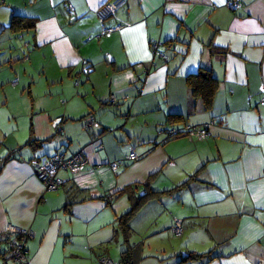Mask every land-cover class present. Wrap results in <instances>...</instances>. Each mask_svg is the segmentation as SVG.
Returning <instances> with one entry per match:
<instances>
[{"label":"crops","instance_id":"0c3cea01","mask_svg":"<svg viewBox=\"0 0 264 264\" xmlns=\"http://www.w3.org/2000/svg\"><path fill=\"white\" fill-rule=\"evenodd\" d=\"M107 1L0 0V35L29 40L0 59V251L12 223L34 231L29 264H121L132 246L135 264H264V0H126L105 22L124 27L103 34ZM14 15L34 27L14 33ZM201 68L218 79L210 109L186 82ZM205 124L206 138L164 141L171 127ZM77 152L83 168L60 170L48 191L33 159ZM179 185L147 198L125 241L118 217L132 202L118 191ZM211 249L212 260L181 263Z\"/></svg>","mask_w":264,"mask_h":264},{"label":"built area","instance_id":"2783aa9c","mask_svg":"<svg viewBox=\"0 0 264 264\" xmlns=\"http://www.w3.org/2000/svg\"><path fill=\"white\" fill-rule=\"evenodd\" d=\"M125 3L126 0H108L97 9L96 13L101 23L103 34H109L111 32L119 31L124 27L123 23H119L111 28H107L105 22L111 17L116 18L118 10L123 5H125ZM228 4L231 8L236 9L240 3L229 1ZM154 46L155 48H158L159 44H155ZM262 99L264 101V87L262 89ZM95 120V115L91 114L86 117L85 123L86 125L90 126L95 123ZM179 132L180 130L173 127L169 130L168 135L172 136L178 134ZM188 134L189 136L203 139L210 134L209 125H205L200 128L188 127ZM129 158L136 159L137 154L133 151L130 153ZM85 163L86 159L82 153H77L68 158L63 154L56 153L50 156H42L33 159L35 173L43 182L48 191H56L63 185V179L58 176V172L60 170H67L70 173H77L81 168H83ZM111 168L116 171L119 168V163H112ZM183 222L184 221L182 218L176 217L174 219V223L171 227L174 234L181 235V233L183 232ZM5 232L7 244L9 246V253H7L8 255L4 262L12 260L14 264H25V262L27 261V242L29 239L34 237V231L30 228H25L9 223L6 226ZM100 263L112 264V261L107 257H102L100 258Z\"/></svg>","mask_w":264,"mask_h":264},{"label":"trees","instance_id":"16d2710c","mask_svg":"<svg viewBox=\"0 0 264 264\" xmlns=\"http://www.w3.org/2000/svg\"><path fill=\"white\" fill-rule=\"evenodd\" d=\"M34 25H35V23H34V21L32 19L24 17V16H21V15H14L12 17V19H11L9 28L14 33H19V32L25 31L27 29L33 28ZM153 48H154V51L156 53H159L158 48H155V47H153ZM163 59L166 60V55L163 56ZM85 72H88V70L85 71ZM186 82L189 85V87L192 88L194 95L196 97L201 98V100L203 101L205 107L207 109H210L212 107V105H213V102H214V99H215V95H216V92H217V89H218V79H217V77H215L213 72H211V70H208V69H205V68H201L197 73L189 75L186 78ZM112 99L114 100L113 96H112ZM172 116H173V118H172L173 121L174 120H180L182 118L180 115H172ZM95 119H96V117H95ZM95 123H96V120H95ZM94 124H92V125H94ZM92 125H90V126L86 125V126L87 127H91ZM205 125H209V124H205ZM205 125H203V126H205ZM203 126H200V127H203ZM200 127H189V128H200ZM171 128H173V127H171ZM171 128L167 129V132H166L167 133V137L164 139V141H167L168 139H171V138H174V137H177V136H182V135L189 136L188 127H186L185 129H178L177 128L178 130H180V132L178 134L169 136L168 133H169V130ZM190 137H192V136H190ZM42 143L43 142H41V144ZM28 144L36 145L37 142H36V140L31 139L28 142ZM101 146L103 147V145L100 144L99 148H102ZM77 153H82V152H77ZM77 153H75V154H77ZM59 154H63V153H59ZM75 154H73V155H75ZM63 155L66 156L65 154H63ZM73 155L66 156V157L67 158L68 157H72ZM129 155L126 158L127 160H135V159L129 158ZM137 158H138V155H137ZM112 163H114V162H112ZM116 163H119V168L123 164H126V163L119 162V161H117ZM146 186L147 187L149 186L148 182H146ZM180 187H181V185H179V186H177V187H175L173 189H170V190L151 191V192H148L146 194V196H141V197L136 196L135 193H134V190H132V187H130V186L118 191L119 194H127V196L129 197V200L132 202V206H131L130 210H128L127 212H125L124 214H122L121 216L118 217V225L123 231V234H124V237H125V241H129L130 236H131V232H132V230H131V221H132V219L136 216L137 212L139 211L141 206L146 202L147 198L154 197V196H159L160 194L171 193L173 190H176L177 188H180ZM111 197H113V196H111ZM4 241L6 243V249L4 251H0L2 253V256H3V264H7L8 261H11L14 264V262L12 260H8V261L4 262V260L7 258V255H8L7 253H9V246L7 244L6 235H5ZM130 248H127L123 252L121 264H135V260L133 259L132 253L130 251V250L133 249V246L130 247ZM26 251L28 253L27 247H26ZM213 252H214V249H211V250H209L207 252H203V253L188 252V253H186V256L182 257L181 263L182 262H186V261H188L190 259L191 260H207V261L212 260L215 257ZM25 264H29L28 254H27V261L25 262Z\"/></svg>","mask_w":264,"mask_h":264},{"label":"rangeland","instance_id":"374dc122","mask_svg":"<svg viewBox=\"0 0 264 264\" xmlns=\"http://www.w3.org/2000/svg\"><path fill=\"white\" fill-rule=\"evenodd\" d=\"M1 11V10H0ZM23 35H25L23 33ZM22 34L19 35H13L11 36L10 33L7 31L5 33H1L0 35V59L3 55H5L6 53H8L10 50H14V48H16L17 44L19 43L20 48L26 50V47L29 45L28 43V39L26 38H22L23 36ZM19 63H23L22 60H19ZM35 76V80L39 81V78H41L39 76V73L34 75ZM85 81L83 82L82 85H84ZM65 85H68L67 82L64 83ZM62 84H55V85H51V87H53L54 91L53 93H58L57 92V88L61 87ZM65 90L67 92H73L74 90L71 89V87H67L65 88ZM59 96V95H58ZM88 96V94L86 95V97ZM18 101H14V104H17Z\"/></svg>","mask_w":264,"mask_h":264}]
</instances>
